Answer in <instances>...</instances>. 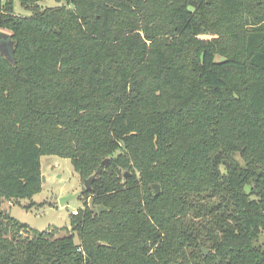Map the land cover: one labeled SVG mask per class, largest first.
<instances>
[{"label": "trees", "instance_id": "16d2710c", "mask_svg": "<svg viewBox=\"0 0 264 264\" xmlns=\"http://www.w3.org/2000/svg\"><path fill=\"white\" fill-rule=\"evenodd\" d=\"M19 2L0 0V264H264V0ZM45 155L97 173L61 238L3 205L42 192Z\"/></svg>", "mask_w": 264, "mask_h": 264}, {"label": "rangeland", "instance_id": "374dc122", "mask_svg": "<svg viewBox=\"0 0 264 264\" xmlns=\"http://www.w3.org/2000/svg\"><path fill=\"white\" fill-rule=\"evenodd\" d=\"M38 4L42 8L60 5L57 0H38ZM14 7L17 15L30 14L22 8L19 0H15ZM41 170L45 178L41 193L32 199L5 201L3 205L13 218L31 229L52 231L56 238H61L72 232L70 216L85 206V200L79 197L85 185L68 158L45 155L42 157ZM75 195L76 198L61 205V197Z\"/></svg>", "mask_w": 264, "mask_h": 264}, {"label": "water", "instance_id": "95a60500", "mask_svg": "<svg viewBox=\"0 0 264 264\" xmlns=\"http://www.w3.org/2000/svg\"><path fill=\"white\" fill-rule=\"evenodd\" d=\"M13 48H14V41L12 40L11 34L0 31V55H2L11 64L14 65L15 64V60H14V52H15V50H13ZM107 162H108L107 160L104 161V164H107ZM96 177H97V173H95V175L91 176L90 178L84 180L85 189L87 191L92 189V183L95 181ZM44 180H45V178L43 177L42 181H44ZM153 188L155 190L154 191L155 194H159L160 193V186L159 185H153ZM76 197H77V195L68 196V197H61L60 203H61V205H65L67 203V201H69L70 199H74ZM99 210L102 211L103 208L100 206ZM205 253L207 255L208 251H206Z\"/></svg>", "mask_w": 264, "mask_h": 264}, {"label": "built area", "instance_id": "2783aa9c", "mask_svg": "<svg viewBox=\"0 0 264 264\" xmlns=\"http://www.w3.org/2000/svg\"><path fill=\"white\" fill-rule=\"evenodd\" d=\"M74 215H76L77 213L76 212H73Z\"/></svg>", "mask_w": 264, "mask_h": 264}]
</instances>
